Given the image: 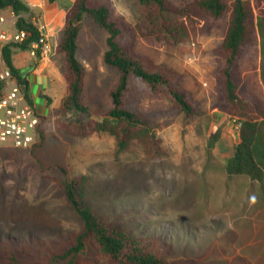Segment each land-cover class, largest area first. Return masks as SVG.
<instances>
[{"label":"rangeland","instance_id":"rangeland-1","mask_svg":"<svg viewBox=\"0 0 264 264\" xmlns=\"http://www.w3.org/2000/svg\"><path fill=\"white\" fill-rule=\"evenodd\" d=\"M138 19L136 6V18L126 20L135 24ZM226 26L224 20L208 31L193 30L177 45L142 38L136 43L138 56L177 73L179 85L201 111L186 117L167 96L152 95L140 79H131L126 107L149 120L163 155L148 157L138 141L117 153L107 133L67 134L61 122L101 118L61 112L65 93L59 102L64 91L58 87L49 95L51 111L42 121L40 145L0 149V239L18 248L19 264H117L89 245L75 256L64 255L78 224L51 180L78 176L88 178L87 196L100 216L144 238L160 236L171 261L264 264V194L259 183L245 176L227 178L223 170L239 141L237 122L214 108L219 66L214 49L223 43ZM106 38L104 29L84 19L77 58L86 68L84 103L93 109L109 107L107 94L118 80L102 64ZM263 47L264 35L256 28L236 74L256 101L264 100ZM55 57L61 59L60 81L66 86L63 57ZM214 133L217 141L210 148Z\"/></svg>","mask_w":264,"mask_h":264},{"label":"trees","instance_id":"trees-1","mask_svg":"<svg viewBox=\"0 0 264 264\" xmlns=\"http://www.w3.org/2000/svg\"><path fill=\"white\" fill-rule=\"evenodd\" d=\"M54 1V0H51ZM139 19L135 24L120 15L111 0H75L67 14L61 38L54 48L63 57L66 92L60 103L61 112L74 111L101 121L61 122V128L70 135L86 137L107 133L116 141V152H124L133 141H138L148 157L161 156L164 150L155 137L149 120L139 111L126 107L132 78L140 79L152 95H165L186 117L201 113L191 94L182 88L177 73L153 61L138 56V39H154L177 45L193 30L208 31L226 20L223 43L214 49L219 60L215 70L216 104L232 120L239 123L238 144L223 170L227 178L245 176L259 183L264 194V100H255L245 92L237 80L238 60L249 44L256 28L264 35V0H192L175 4L171 0H135ZM10 7L18 16L16 28L26 30L29 36L21 43L2 48L5 65L17 78L29 103V84L13 66L15 50L29 51L38 40L37 28L25 16L28 8L20 0H0V9ZM107 32L106 51L102 56L104 67L118 74L117 84L109 90V107L92 108L84 103L83 90L86 68L77 58V38L83 18ZM264 55V47H263ZM40 145L42 133L40 131ZM217 141L210 137L209 147ZM62 192L65 204L73 213L78 226L71 236L64 255H77L88 245L109 256L117 264H196L193 260H169L168 246L160 236L144 238L116 220H106L94 209L88 199V178L51 180ZM15 245H4L0 239V264H19Z\"/></svg>","mask_w":264,"mask_h":264},{"label":"crops","instance_id":"crops-1","mask_svg":"<svg viewBox=\"0 0 264 264\" xmlns=\"http://www.w3.org/2000/svg\"><path fill=\"white\" fill-rule=\"evenodd\" d=\"M27 8L25 16L36 26L42 27L48 39H54L55 45L58 44L64 30L68 11L75 0H20ZM116 11L124 16L128 21L136 18V6L134 0H111ZM10 7L0 9V15L8 16ZM86 18V17H85ZM83 18L80 23V29ZM80 31V30H79ZM54 49L49 56V61H40L32 57L29 51L15 50L12 54L13 66L19 71L20 75L28 81L29 95L31 104L41 115L42 121L49 116L50 104L49 95L54 94L55 90H63L65 93V84L60 78H63L61 59H56ZM42 129V123L40 126Z\"/></svg>","mask_w":264,"mask_h":264},{"label":"built area","instance_id":"built-area-1","mask_svg":"<svg viewBox=\"0 0 264 264\" xmlns=\"http://www.w3.org/2000/svg\"><path fill=\"white\" fill-rule=\"evenodd\" d=\"M17 20L12 9L8 16L0 15V149L26 150L40 141L42 117L27 101L17 78L2 59L5 45L21 43L29 36L28 31L16 28ZM32 24L39 32V38L31 44L29 53L41 62H48L55 40L48 39L42 27ZM237 126L239 130V123Z\"/></svg>","mask_w":264,"mask_h":264},{"label":"water","instance_id":"water-1","mask_svg":"<svg viewBox=\"0 0 264 264\" xmlns=\"http://www.w3.org/2000/svg\"><path fill=\"white\" fill-rule=\"evenodd\" d=\"M78 23H79V21L76 20V21L73 23V25L76 26Z\"/></svg>","mask_w":264,"mask_h":264}]
</instances>
